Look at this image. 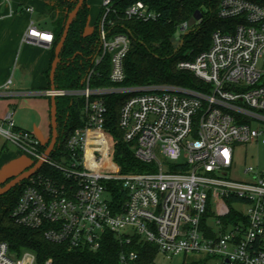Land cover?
Returning <instances> with one entry per match:
<instances>
[{
  "label": "built area",
  "instance_id": "obj_1",
  "mask_svg": "<svg viewBox=\"0 0 264 264\" xmlns=\"http://www.w3.org/2000/svg\"><path fill=\"white\" fill-rule=\"evenodd\" d=\"M111 2L104 0L103 53L97 63L109 54L110 78L120 83L131 41L125 33H108ZM218 14L236 23L215 30L207 50L178 63L208 83L207 90L173 85L92 88V71L81 90L46 92L84 96L85 125L71 133L62 163L52 155L45 159L44 165L61 171L60 178L36 173L29 179L12 212L19 224L42 229L49 241L72 248L97 250L111 231L126 243H153L169 258L184 253L215 264H264V169L247 166L248 180L230 175L236 144H264V67H259L264 6L222 0ZM126 15L145 20L158 16L142 1ZM53 40L52 32L34 26L23 37L35 44L51 45ZM124 91L135 94L124 103L119 124L135 156L148 166L140 171H121L114 159L116 141L105 129L103 96ZM14 115L10 110L0 118V151L13 143L34 159L43 158L42 142L20 128ZM110 180L120 182L126 193L119 210L111 205ZM213 198L218 200L215 210ZM227 200L235 211L231 220L224 218ZM238 203L248 204L247 212ZM138 258L136 251L121 253L123 264H138ZM0 264H36V255L30 250L18 254L1 241Z\"/></svg>",
  "mask_w": 264,
  "mask_h": 264
},
{
  "label": "trees",
  "instance_id": "obj_2",
  "mask_svg": "<svg viewBox=\"0 0 264 264\" xmlns=\"http://www.w3.org/2000/svg\"><path fill=\"white\" fill-rule=\"evenodd\" d=\"M110 11L106 17V28L110 35L125 33L130 37V48L124 59L125 79L120 83L111 80V57L109 54L97 63L103 53L101 43V20L95 30L85 33L89 7L84 5L75 17L68 38L61 51V61L55 73V86L58 90L78 91L85 87L88 75L93 71L90 86L92 88L135 87L152 85H173L196 90H207L210 85L199 79L188 70H181L178 63L184 59H193L197 54L207 50L212 43L213 32L219 28H227L236 23L237 19H223L219 16L222 0H111ZM142 1L154 10L158 16L154 19L126 15L127 9ZM264 6V0H248ZM78 0H66L68 6L64 19L54 24L53 60L55 48L63 34L69 13ZM203 10L202 19L194 26L182 31V40L178 48L172 44L173 35L189 21L195 11ZM104 15V12H103ZM102 15V17H103ZM102 19V18H101ZM51 69L48 71L50 77ZM51 87V82H50ZM135 93L111 92L105 94L106 121L105 129L115 139L114 159L122 172L140 171L146 169V163L140 161L132 145L125 141L124 132L120 127L121 109L128 98ZM51 99V96H48ZM93 96L92 98H95ZM58 130L59 138L52 156L60 157L66 149L71 133L85 125L86 99L78 94L58 95ZM50 142V141H49ZM48 143L42 144L44 152ZM38 160L34 159V165ZM31 165V166H32ZM61 177V171L45 164L37 174ZM13 177V176H12ZM12 177L6 180L9 181ZM29 182L25 180L7 193L0 194V242L6 241L11 249L21 254L30 250L36 255V264H45L51 259L52 264H123L122 252L136 251L138 264H150L159 254L158 247L153 243H131L121 241L114 232L107 231L101 246L97 250L90 248H72L67 244L49 241L42 229H36L19 224L12 216L19 197ZM5 182H3L4 184ZM110 189L111 205L120 209L121 201L126 193L117 180L107 181ZM2 185V184H1ZM224 218L231 220L235 211L230 200L224 205ZM208 257H192L184 264H205Z\"/></svg>",
  "mask_w": 264,
  "mask_h": 264
},
{
  "label": "crops",
  "instance_id": "obj_3",
  "mask_svg": "<svg viewBox=\"0 0 264 264\" xmlns=\"http://www.w3.org/2000/svg\"><path fill=\"white\" fill-rule=\"evenodd\" d=\"M65 1L0 0V98L48 97L46 92L51 90L48 71L51 69L53 62V43L51 45L47 43L35 44L23 41V37L31 26L54 33L55 22L64 19L68 11V6L63 4ZM86 2L89 7V14L85 33L90 34L102 18L104 0H86ZM30 7H32V10H28ZM9 80H12V83L9 88H6L5 85ZM38 102L44 109L42 119L38 123H28L27 127L29 129H23L32 132L36 136L42 128L43 131L46 130L47 120L50 118L48 141L52 133L51 113L46 108L47 103L44 99H40ZM4 103L6 105V102ZM8 105L5 110L7 113L10 110H15V104L10 102ZM40 141L42 144L47 143V141ZM33 161L34 158L32 161L27 160L12 169L4 178L0 179V184L12 175L21 173L30 167Z\"/></svg>",
  "mask_w": 264,
  "mask_h": 264
},
{
  "label": "rangeland",
  "instance_id": "obj_4",
  "mask_svg": "<svg viewBox=\"0 0 264 264\" xmlns=\"http://www.w3.org/2000/svg\"><path fill=\"white\" fill-rule=\"evenodd\" d=\"M182 31H177L171 41L175 48L181 44L182 40ZM259 67H264V59H261L259 63ZM45 97V98H44ZM39 97H20V98H10L4 99L0 98V117L4 118L7 111L6 107L11 102L15 104V122L18 126L22 128L29 129L27 127L28 123H38L40 119H42L43 107L39 104L38 101L40 99H44L47 103L46 108L48 111L50 110V98L46 96ZM6 102V105L5 103ZM9 106V105H8ZM28 106V107H27ZM46 130H42L36 134V137L42 141H47V136L50 134V118L47 120ZM51 137L47 141H50ZM0 142H3V139L0 138ZM54 161L60 162L61 158L52 156ZM27 160L32 161L33 156L21 148H19L16 144L8 143L7 147L4 150L0 151V179L4 178L7 173L11 172L12 169L20 166ZM247 166H253L257 171L264 169V144L259 142H255L253 144H236L235 145V156H234V164L231 169V177L237 180H248L250 175L246 174L245 169ZM17 173L16 175H18ZM12 175V176H16ZM11 176V177H12ZM6 182V181H5ZM3 184V183H1ZM0 184V185H1ZM212 208L213 210L218 208V200L212 199ZM237 207L241 209L243 212H247L248 204L246 203H238ZM192 257H201L200 255H186L181 253L179 255L174 256L173 258H169L164 256L163 254H158L156 260L158 264H184L186 261H189ZM204 257V256H203ZM205 264H215V261H207Z\"/></svg>",
  "mask_w": 264,
  "mask_h": 264
},
{
  "label": "water",
  "instance_id": "obj_5",
  "mask_svg": "<svg viewBox=\"0 0 264 264\" xmlns=\"http://www.w3.org/2000/svg\"><path fill=\"white\" fill-rule=\"evenodd\" d=\"M85 0H78L76 6L74 9L69 13L65 28L63 31V34L55 48V57L52 62L51 72H50V82H51V90L55 91L57 90L55 86V73L58 67L59 62L61 61V51L63 49V46L65 45V42L68 38L70 28L72 26V23L75 19V17L78 15L79 11L81 10L82 6L84 5ZM204 11L203 10H197L195 11L194 15L189 19L187 23H185L181 27V31L186 32L187 28H190L197 24L203 17ZM51 139L49 142V145L47 149L45 150V153L43 155V158H40L34 165L28 167L27 169L23 170L21 173H19L16 176H13L9 181L5 182L4 184L0 185V194L7 193L11 189H13L15 186L20 184L21 182L30 179L32 176H34L44 165L45 159L47 157H50L55 150V147L58 143L59 138V130H58V105H57V98L56 95L51 96Z\"/></svg>",
  "mask_w": 264,
  "mask_h": 264
}]
</instances>
